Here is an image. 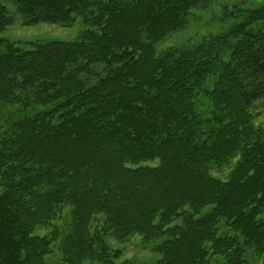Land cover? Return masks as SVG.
Instances as JSON below:
<instances>
[{
  "label": "trees",
  "instance_id": "1",
  "mask_svg": "<svg viewBox=\"0 0 264 264\" xmlns=\"http://www.w3.org/2000/svg\"><path fill=\"white\" fill-rule=\"evenodd\" d=\"M27 1L30 6L47 4L54 15L44 20L55 24L82 10L86 28L75 43H39L33 51L11 48L0 39V264H23L20 252L29 245L26 238L34 224L57 204L75 199L78 233L63 243L65 258L76 264L89 249L99 260L106 259L107 248L87 230L96 206H103L109 225L125 232L155 214H139L141 204L134 197L143 193L151 199L142 183L129 181L137 173L122 162V153L137 148L163 160L164 168L156 174L167 173L169 191L180 192L184 199L193 191L192 208L205 207L206 186L213 187L208 199L216 206L196 220L200 228L188 223L191 218L173 226L174 234L181 231L169 243L176 246L175 261L195 264L200 254H207L197 238L212 223L219 233L213 264H252L251 249L264 254V219L259 217L264 209V124L253 113V103L264 106V25L252 27L264 9L240 12L241 23L206 36L205 44L175 49L177 58L171 63L153 60L147 41L151 34L155 40L164 38L202 0H146L135 13L130 0ZM225 48L243 59L233 60L227 79L221 75ZM215 80L225 89L219 91L218 113H212L214 124L208 127L207 113L198 106ZM232 96L240 100L231 105ZM98 112L102 123L79 129L77 118ZM82 152L95 159L82 163ZM169 157L176 165L173 176ZM106 160L113 163L112 171L106 170ZM231 160L236 162L231 183L207 176L209 182L198 184L206 176L205 165ZM245 170L252 172L246 180ZM145 198L141 202L148 203ZM172 210L167 207L165 217ZM231 229L241 231L242 238L231 235ZM34 242L30 240L31 247ZM42 247L46 250L48 244ZM42 258L41 250L31 263L44 264Z\"/></svg>",
  "mask_w": 264,
  "mask_h": 264
},
{
  "label": "rangeland",
  "instance_id": "2",
  "mask_svg": "<svg viewBox=\"0 0 264 264\" xmlns=\"http://www.w3.org/2000/svg\"><path fill=\"white\" fill-rule=\"evenodd\" d=\"M127 1V0H126ZM133 4L130 7V11L133 13L143 10L147 4L146 0H130ZM125 2V1H123ZM47 5V4H46ZM44 6L40 1L30 6V2L27 0H0V39L7 42L11 48H22L27 51L35 50V46L39 43L47 42H61V43H75L79 40L81 32L86 28L84 26V15L82 10H79L77 15H73L71 18L62 20L61 24H55L46 22L43 16H51L53 13L47 10L48 6ZM49 8V7H48ZM68 8V6H67ZM66 8V10H67ZM251 9L261 10L264 9V0H209L199 1L196 5L190 7L187 17L179 18V25L168 33L164 38L155 40L154 34H151L152 40L147 41L149 43V51L153 53V60L162 62H175L176 58L173 55L175 49L187 50L197 44H205L206 36L212 33H220L221 30H227L229 26H235L242 22L240 20V12L249 11ZM255 22H252V27L257 28L264 25V12L260 14ZM183 23V24H182ZM225 23V24H224ZM222 33V32H221ZM237 38V36L235 37ZM238 40V39H234ZM225 54L223 55V70H221L222 77L227 79L231 75V68L234 63V59H242L239 55L233 54L232 48H225ZM169 58H168V57ZM168 58V59H167ZM243 60V59H242ZM38 62V61H37ZM222 62V63H223ZM231 62L232 64H228ZM58 62H56L57 64ZM228 64V65H227ZM37 65V64H36ZM264 73V68L261 70ZM235 75V74H234ZM225 79H223L225 81ZM218 81H212L209 83L208 94L202 97V105L198 106L200 110L206 111V124L208 127L213 126L214 116L218 113L216 107V98L219 91L224 90V86H220ZM223 82V81H222ZM218 84V87L215 84ZM236 87L235 82L231 85ZM253 90V89H251ZM98 91H95L93 95H96ZM255 93H258V89H254ZM213 93V94H212ZM201 99V98H200ZM218 99V98H217ZM240 98L235 96L231 97L230 104L239 101ZM255 115V121L259 124H264V106L258 102L253 103ZM140 113H145V108L140 104ZM258 108V109H257ZM137 109V110H138ZM238 110V107H234ZM216 112V113H215ZM103 118L99 116V112L95 115L77 118L79 129L82 126H87L91 129L93 124L102 123ZM213 123V124H212ZM115 147L118 149L117 145ZM84 153V152H82ZM72 157L76 158V153H72ZM84 158L81 162L86 163L95 159L88 154H82ZM122 162L125 167L130 171L137 173L136 179H129L130 182L142 183L141 189L145 190L150 196V201L145 198L144 194L136 195L134 200L136 203L141 204L139 207L141 212L146 215L149 211H154L155 214L148 218L142 217V224H138L127 232L121 231L118 226L109 225L104 219L106 216L103 214L102 205H98L93 209V216L90 217L88 222V235L92 240L97 241L99 244L107 248L106 259L97 258L91 250L86 249L82 252L81 258L77 259L76 264H174L179 261H175L176 246H172L173 240L180 236L179 230L173 233V226L177 223V226L185 225V222L189 218L188 223L192 226L201 227L202 223H195L196 220L202 219L206 213L211 212L215 208V202L208 199L212 194L210 192L213 189L212 186H206V196L204 200L208 201L207 205L200 210L191 207L192 192L188 194L189 198L184 199L180 192H172L166 188L167 173L161 177L156 174L158 171H162L164 168L163 160L160 157L153 155L145 156V153L138 148L132 154L122 153ZM97 160V159H96ZM173 158L169 157L167 165L169 166V174L173 176L174 164ZM107 163V164H106ZM106 170L113 169V163L110 160L105 161ZM236 162H210L203 167V173L206 174L198 184H206L209 182L207 176L215 181H219L222 184L231 183L233 177V171ZM166 167V165H165ZM118 171V170H117ZM181 171V170H180ZM179 172V171H178ZM177 172H175V175ZM187 172L186 174H188ZM168 174V175H169ZM185 174V173H183ZM190 174V173H189ZM245 179L252 176V172L245 170ZM117 175V174H115ZM140 179V180H139ZM65 181V179H61ZM141 181V182H140ZM129 182V183H130ZM111 183H114L111 181ZM196 184V183H195ZM76 187H69L73 191ZM56 189V188H51ZM107 190V189H106ZM185 194V193H184ZM68 198V197H66ZM140 198H145L148 203L141 202ZM188 200V201H187ZM187 202L184 206L183 204ZM57 208L53 212H49L44 215L39 222L34 224L35 228L27 235L28 246L21 250V261L23 264H32L34 256L37 253L43 251V263L44 264H72L65 258L68 255L67 249L63 243L67 238L74 237L78 233L76 226L78 224L77 209L79 206V200L66 201L57 204ZM167 207L172 210L171 215L163 214V211L167 210ZM76 210V211H75ZM188 210V212H187ZM187 212V213H185ZM191 212V215L189 214ZM148 215H146L147 217ZM163 216L165 218H163ZM259 217L264 219V209L259 213ZM107 219V218H106ZM171 220V221H170ZM224 223V221L222 222ZM160 225L161 227L155 228L154 226ZM172 226V227H171ZM205 231L203 236L197 238V241H202L209 251L207 254H200L195 260V264H213L217 260V255L214 253V243L219 235L214 223L205 225ZM107 227L109 230H105ZM215 232V233H214ZM126 233V234H125ZM172 234H174L172 236ZM231 235H238L242 238V232L238 229H231ZM35 239L34 247L30 246V240ZM172 241V242H171ZM187 241H185L186 243ZM48 244V248L45 250L41 245ZM176 245V244H174ZM186 245V244H185ZM99 245L95 244L94 248H98ZM214 246V247H213ZM34 250H38L34 253ZM249 258L252 260V264H264V254L262 252H254L251 249L249 252ZM30 255V256H29ZM30 257V258H29ZM200 259V260H199ZM200 261V262H199ZM9 264V261H5ZM223 260L219 264H223Z\"/></svg>",
  "mask_w": 264,
  "mask_h": 264
}]
</instances>
